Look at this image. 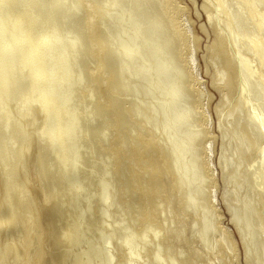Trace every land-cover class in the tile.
Here are the masks:
<instances>
[{
    "label": "bare ground",
    "instance_id": "6f19581e",
    "mask_svg": "<svg viewBox=\"0 0 264 264\" xmlns=\"http://www.w3.org/2000/svg\"><path fill=\"white\" fill-rule=\"evenodd\" d=\"M0 264H264V0H0Z\"/></svg>",
    "mask_w": 264,
    "mask_h": 264
}]
</instances>
